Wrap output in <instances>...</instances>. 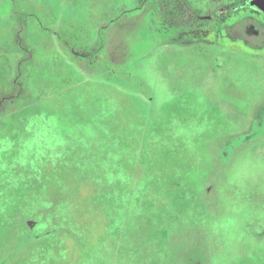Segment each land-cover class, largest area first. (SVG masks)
I'll use <instances>...</instances> for the list:
<instances>
[{
	"label": "rangeland",
	"instance_id": "rangeland-1",
	"mask_svg": "<svg viewBox=\"0 0 264 264\" xmlns=\"http://www.w3.org/2000/svg\"><path fill=\"white\" fill-rule=\"evenodd\" d=\"M138 3L0 0V264H264V44Z\"/></svg>",
	"mask_w": 264,
	"mask_h": 264
},
{
	"label": "trees",
	"instance_id": "trees-1",
	"mask_svg": "<svg viewBox=\"0 0 264 264\" xmlns=\"http://www.w3.org/2000/svg\"><path fill=\"white\" fill-rule=\"evenodd\" d=\"M150 0H139L138 7H143ZM161 6V26L164 29L179 28L184 25L201 27L209 26L212 18H216L218 27L227 26L231 32H237V36L245 38L252 47H262L264 44V21L258 15H264L255 5L254 0H218L210 6L209 0H157ZM213 2V1H212ZM245 16L236 18L232 23L228 19L234 15ZM34 14L26 13L20 20L25 24L29 17ZM22 30L18 29V44L24 57L21 58L15 77L9 82L8 88L0 91V117L8 113L13 100L25 99L28 96V79L26 72L32 61L33 49L22 36ZM103 31H101L99 43L94 47H84L79 51L76 47L77 41L64 40L66 46L72 53L80 58L87 59L90 64L95 65L101 62L100 53L103 50Z\"/></svg>",
	"mask_w": 264,
	"mask_h": 264
},
{
	"label": "water",
	"instance_id": "water-1",
	"mask_svg": "<svg viewBox=\"0 0 264 264\" xmlns=\"http://www.w3.org/2000/svg\"><path fill=\"white\" fill-rule=\"evenodd\" d=\"M255 5L259 11L264 15V0H255Z\"/></svg>",
	"mask_w": 264,
	"mask_h": 264
}]
</instances>
